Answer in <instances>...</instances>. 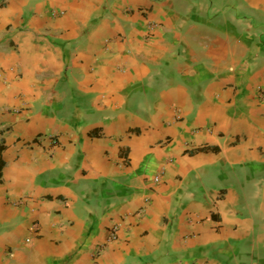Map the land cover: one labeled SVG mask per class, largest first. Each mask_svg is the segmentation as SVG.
I'll list each match as a JSON object with an SVG mask.
<instances>
[{
    "label": "crops",
    "instance_id": "1",
    "mask_svg": "<svg viewBox=\"0 0 264 264\" xmlns=\"http://www.w3.org/2000/svg\"><path fill=\"white\" fill-rule=\"evenodd\" d=\"M0 264H264V0H0Z\"/></svg>",
    "mask_w": 264,
    "mask_h": 264
},
{
    "label": "built area",
    "instance_id": "2",
    "mask_svg": "<svg viewBox=\"0 0 264 264\" xmlns=\"http://www.w3.org/2000/svg\"><path fill=\"white\" fill-rule=\"evenodd\" d=\"M157 180H158V176L154 177V181H157ZM116 231H117V227L110 228V230H109V238L111 240L115 238Z\"/></svg>",
    "mask_w": 264,
    "mask_h": 264
}]
</instances>
